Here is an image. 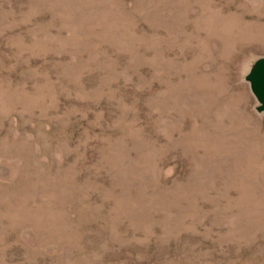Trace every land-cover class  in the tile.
<instances>
[{
  "label": "rangeland",
  "instance_id": "obj_1",
  "mask_svg": "<svg viewBox=\"0 0 264 264\" xmlns=\"http://www.w3.org/2000/svg\"><path fill=\"white\" fill-rule=\"evenodd\" d=\"M264 0H0V264H264Z\"/></svg>",
  "mask_w": 264,
  "mask_h": 264
},
{
  "label": "water",
  "instance_id": "obj_2",
  "mask_svg": "<svg viewBox=\"0 0 264 264\" xmlns=\"http://www.w3.org/2000/svg\"><path fill=\"white\" fill-rule=\"evenodd\" d=\"M246 78L250 82L251 90L260 104L258 110L264 112V58L256 61Z\"/></svg>",
  "mask_w": 264,
  "mask_h": 264
}]
</instances>
